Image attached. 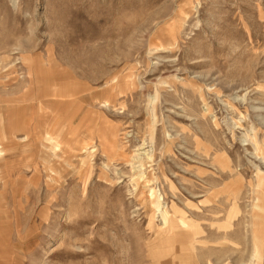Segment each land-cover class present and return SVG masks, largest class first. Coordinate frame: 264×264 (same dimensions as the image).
Listing matches in <instances>:
<instances>
[{"label": "rangeland", "instance_id": "1", "mask_svg": "<svg viewBox=\"0 0 264 264\" xmlns=\"http://www.w3.org/2000/svg\"><path fill=\"white\" fill-rule=\"evenodd\" d=\"M0 264H264V0H0Z\"/></svg>", "mask_w": 264, "mask_h": 264}]
</instances>
